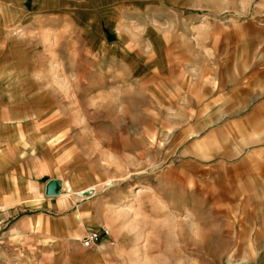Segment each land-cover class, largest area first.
Masks as SVG:
<instances>
[{
	"label": "rangeland",
	"instance_id": "374dc122",
	"mask_svg": "<svg viewBox=\"0 0 264 264\" xmlns=\"http://www.w3.org/2000/svg\"><path fill=\"white\" fill-rule=\"evenodd\" d=\"M43 1L0 0V144L64 202L97 201L99 238L79 245L95 264H264V81L247 71L264 68V0ZM158 34L169 56L148 52Z\"/></svg>",
	"mask_w": 264,
	"mask_h": 264
},
{
	"label": "crops",
	"instance_id": "0c3cea01",
	"mask_svg": "<svg viewBox=\"0 0 264 264\" xmlns=\"http://www.w3.org/2000/svg\"><path fill=\"white\" fill-rule=\"evenodd\" d=\"M56 1L57 7L58 4L64 3L63 0ZM69 6L72 5L66 4V9L60 10L61 13L68 12L72 15L73 10ZM99 6L97 4L96 8ZM104 28L109 31L101 24L102 33L105 32ZM113 31L117 39L123 42L124 35L120 27H114ZM153 40L160 45L156 46L157 51H152L150 48L148 52L155 56H169V43L166 42V37L158 34L153 37ZM262 67L261 64L250 65L247 69L248 72L254 73L249 78H252L255 84L264 81ZM155 68L161 75L166 72V68L160 69L157 66ZM146 87L149 88L150 85L146 84ZM31 120H40V118ZM254 141L257 140L254 139ZM3 142L0 144L3 149V157L0 158V227H3L0 264H95L97 252L80 246L81 242L78 241L77 236L83 237L87 230L85 226L98 225L99 213L103 209L99 207L97 201L87 198L86 201L74 207L73 203L64 202L56 195H45V185L50 177L45 178L44 173L37 171L33 161L21 160L22 157L17 153L8 152L9 148L5 146L9 141H6L5 146ZM200 193L204 201L209 203L213 201L215 205L217 204L214 189L211 191L205 189ZM40 194H42V200L39 205L29 204ZM227 202L228 200L224 197L220 204H227ZM217 210L221 211V209ZM226 211H223L224 216L227 215ZM103 247L105 246H99L101 249Z\"/></svg>",
	"mask_w": 264,
	"mask_h": 264
},
{
	"label": "bare ground",
	"instance_id": "6f19581e",
	"mask_svg": "<svg viewBox=\"0 0 264 264\" xmlns=\"http://www.w3.org/2000/svg\"><path fill=\"white\" fill-rule=\"evenodd\" d=\"M34 98V97H33ZM18 100V99H17ZM119 99H113V101L111 102V110H112V113L114 114L113 115V117L116 119H118V118H123L124 116H127L128 115V111H127V106L125 107V106H123V104H122V102L120 101L119 103H121L122 105H120V106H122V107H124V109L123 108H120V110L119 111H117L118 109H119V106H118V104H117V101H118ZM19 102V101H18ZM38 102H40V106H41V108L40 109H35V110H37V112L36 113H32V115H30L29 117H31L32 119H34V118H36V117H39V115L40 114H42V112L45 110V109H47V107H48V101H47V99L46 100H43V99H41L40 101H38ZM108 102H109V100H108ZM13 104V103H12ZM94 104V103H93ZM9 105V104H8ZM35 105V104H34ZM79 105V104H78ZM91 105V104H90ZM37 106V105H36ZM117 106H118V108H117ZM31 107V106H30ZM103 107V106H102ZM93 108H94V106H93ZM92 108V109H93ZM100 108L101 107H97V111L98 110H100ZM5 109H7V111L6 112H4L3 114H6V113H10L11 111H13V110H11V106H8L7 108H5ZM48 110V109H47ZM79 110V109H78ZM94 111H95V109H93ZM81 110H79V114L81 113L82 114V112H80ZM83 111H84V109H83ZM46 112V111H45ZM1 113V112H0ZM0 116H1V114H0ZM27 116V115H26ZM9 118V117H8ZM13 117H11L10 118V120L12 119ZM24 118V117H23ZM27 118V117H26ZM14 119V118H13ZM17 120V119H16ZM67 186V185H66ZM66 190H67V192H72L73 191V188H71V187H66ZM96 190V187L95 186H89V187H86L85 189H83V188H81V189H79V190H76L75 191V193H76V195L77 196H79V197H83V196H85L84 194H92L93 193V191H95ZM60 194V193H59ZM57 195V194H56ZM128 201V200H127ZM130 202V201H129ZM203 203H209V202H207V201H204V199H203ZM125 207L126 206H128L127 204L126 205H124ZM122 207V206H121ZM194 215H196V214H194ZM196 219V218H195ZM192 233V232H191ZM194 234V233H193ZM196 234H197V232H196ZM196 236V235H195ZM180 237H181V235H180ZM178 240H180L179 242V246H180V248H178L179 250L180 249H182V248H184V246H187L188 245V243H186V244H183V238L182 239H179L178 238ZM208 240H209V238H208ZM210 241V240H209ZM197 242H198V239H195V237L192 239V245L193 246H195V245H197Z\"/></svg>",
	"mask_w": 264,
	"mask_h": 264
},
{
	"label": "built area",
	"instance_id": "2783aa9c",
	"mask_svg": "<svg viewBox=\"0 0 264 264\" xmlns=\"http://www.w3.org/2000/svg\"><path fill=\"white\" fill-rule=\"evenodd\" d=\"M98 238H99V232L97 230L89 229L84 233L80 241L84 247H89L95 244Z\"/></svg>",
	"mask_w": 264,
	"mask_h": 264
},
{
	"label": "water",
	"instance_id": "95a60500",
	"mask_svg": "<svg viewBox=\"0 0 264 264\" xmlns=\"http://www.w3.org/2000/svg\"><path fill=\"white\" fill-rule=\"evenodd\" d=\"M58 182H56L53 179H50L46 185H45V195L47 196H55L56 194H58Z\"/></svg>",
	"mask_w": 264,
	"mask_h": 264
}]
</instances>
